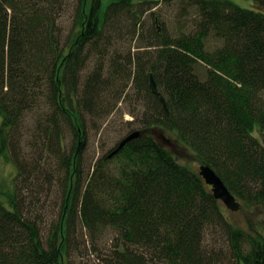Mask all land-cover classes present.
I'll return each mask as SVG.
<instances>
[{"label": "trees", "instance_id": "16d2710c", "mask_svg": "<svg viewBox=\"0 0 264 264\" xmlns=\"http://www.w3.org/2000/svg\"><path fill=\"white\" fill-rule=\"evenodd\" d=\"M79 1L72 30L60 44L54 31L45 30L55 20L53 0H0V156L16 169L8 188L0 182V264H67L76 211L94 237L108 227L114 232L102 257L105 264H214L202 228L217 224L228 234L234 264H264L262 232L249 222L247 229L229 222L199 170L179 164L170 147L150 131L170 133V145L189 149L199 166H210L246 210L264 213V0H252L251 6L192 0L199 15L195 30L171 34L164 25L162 31L156 26L150 46L160 49L149 51L145 45L142 57L129 51L127 68L119 61L122 44L117 47V42L114 55L102 58L109 64L108 74L102 81L94 74L93 84L88 78L77 93L75 72L86 57L82 49L113 45L116 37L111 42L105 32L115 25L120 29V16L128 12L134 32L145 40L138 4L148 2L151 8L158 0H105L104 9V0ZM209 36L222 44L207 49ZM150 74L168 113L151 92ZM123 78L144 93L149 111L145 103L143 116L134 112L129 123L141 128L125 136L141 133L112 156L119 163L118 176L101 173L84 190L76 210L79 173L70 164L79 157L73 147L84 141L79 110L114 109L125 91ZM31 114L37 131L27 143H42L65 168L62 211L45 241L37 221L27 218L20 186L36 177L18 157L21 127ZM61 119L74 133L67 156L60 154ZM29 202L35 206L32 197Z\"/></svg>", "mask_w": 264, "mask_h": 264}, {"label": "rangeland", "instance_id": "374dc122", "mask_svg": "<svg viewBox=\"0 0 264 264\" xmlns=\"http://www.w3.org/2000/svg\"><path fill=\"white\" fill-rule=\"evenodd\" d=\"M53 1L55 2L53 8L55 10L53 15L55 20L53 21L52 27H45V30L54 31L55 36H57V42L59 39L60 44H62L68 37L70 30H72L73 17L78 10L77 6L80 1ZM233 1L243 6H251L253 3L252 0ZM134 3L133 7H136L137 3L135 5ZM105 4L106 1L104 0L102 9H104ZM138 5L142 11L141 22L144 24L143 28L146 29V39L140 38V34L134 32L131 14L129 12L120 16L122 20L120 29H118L119 25H115L114 28L117 27L116 29H109L105 32L109 34V40L111 42L112 39L116 37L113 40V45L99 44L90 48L85 46L82 49V53L84 52L86 57L83 64L76 69L75 72L78 77L76 85L77 93L83 90L88 78H90L89 82L93 84L94 74H100V81L103 80L105 74H108L109 64L107 60H103L102 58H108L109 54L114 55L117 42V47L122 44V47L120 46L118 48L121 53V59H119V61H122L125 64V68H127L129 67V64L126 62L128 60L129 51L134 54V56L138 55L142 57V51L145 45H147L149 51L157 52V49H160V47L155 45L150 46L152 42L156 41V35H154L153 32L156 26L162 31V26L164 25L166 30L171 34H176L179 31L187 33L192 32L197 27L199 15L197 7L192 0H158L151 8H148V2H141ZM144 8L145 10L143 12ZM149 35L151 41H149ZM105 37L106 36L103 35V38ZM103 38L98 39L103 42ZM221 44L222 42L220 40L213 36H209L206 40L205 47H207V49L208 47L214 49ZM95 51L99 53L97 54ZM203 70H205L204 67L198 70L197 74L200 78L204 77ZM123 83H125V91L116 102L114 109L105 110L107 106L103 105L102 110H98L99 112H103L102 114L97 110V113L95 110L87 112L84 107L79 110L81 112V119L83 120L82 135L84 141L79 147H73L79 150V157L75 160V163L71 162L70 164L75 165L79 173L76 179L78 184L75 190L77 192L75 198L76 210L77 206L80 207L81 205L80 200L83 198L84 190L86 188H92L93 186L90 184L96 182L101 176V173L105 172L111 175L112 178L118 176L119 163H117L118 161L115 159V156H112L116 154L121 147L118 149L116 148V151L114 147L120 142L122 137L128 133L127 131L141 128L138 122L133 124L129 123L133 119L134 112L137 113V117L143 116L145 103L146 110H148L147 105L149 102L145 99L144 93L132 88L133 85L131 84V80L127 82V80L123 78ZM94 85L95 88H98L96 83ZM105 86L108 87L107 84H105ZM106 91L111 95V90L107 89ZM125 92H127L128 95L124 98ZM112 96L113 94L109 99ZM35 120V115L31 114L22 124L20 131L21 152L18 157L23 160V164H25L24 170L35 172L36 174H32V176L36 177L26 184H20V186L23 187L21 194L25 198L24 202L27 208V218H32L37 221L41 228L42 238L45 241L49 230L57 224L58 216L62 211L63 198L66 195L64 187L65 168L59 164V160L55 154L42 143L34 147H31L29 143H27V140L31 139L33 131H37V129L34 128ZM68 125L67 123V126ZM150 131L154 132L156 138L162 141L163 145L170 147V151L174 154L179 164L198 172L199 163L193 159L189 149L182 148L180 150L176 145L171 146L170 143L174 142V139L170 133L167 134L159 129ZM59 132L64 136L60 154L67 156L70 154L72 146L74 145V143H70L72 142L74 133H71L63 120L59 124ZM76 145H78L77 142ZM27 160L31 165L28 164ZM29 166H32V169H30ZM15 173V164L11 161H6L0 156V182L4 189L12 184V178L15 177ZM113 183L114 182H112V184ZM2 197L3 196H0V199L3 200ZM31 197L36 202L35 206H31L33 203L29 202ZM236 200L240 203L239 208L236 210L228 208L219 200L225 218L232 224L238 225L244 229H247L249 222L251 225L256 226L264 236V213L258 212L253 208L246 210L243 207V201L237 197ZM32 208L34 209L30 211ZM76 212L77 213L74 214V221L71 222L74 226V231L70 235L66 263L105 264L102 262V257L104 256L105 248L111 243L110 240L114 232L108 227L101 236L98 238L94 237L88 231L87 227L82 224L79 218V212ZM202 230L204 231L203 245L215 256L216 262L214 264H234V258L230 252L228 234L225 229L217 224L208 227L203 226Z\"/></svg>", "mask_w": 264, "mask_h": 264}, {"label": "water", "instance_id": "95a60500", "mask_svg": "<svg viewBox=\"0 0 264 264\" xmlns=\"http://www.w3.org/2000/svg\"><path fill=\"white\" fill-rule=\"evenodd\" d=\"M149 86L151 92L156 96H158L159 101L162 104V107L165 110V112L168 113V108L166 105L165 98L157 88V84L154 81L152 74L149 75ZM140 133L141 131L139 130H135L129 133L119 142L117 149L122 147L128 141L139 137ZM199 174L204 179L206 184L211 185L212 194L216 199L222 201L228 208L232 210H236L239 208L240 206L239 201L236 200V197L233 195V193L230 191V189L227 187V185L224 183L221 177L210 166L200 165Z\"/></svg>", "mask_w": 264, "mask_h": 264}]
</instances>
